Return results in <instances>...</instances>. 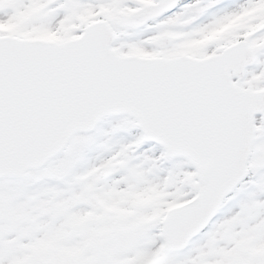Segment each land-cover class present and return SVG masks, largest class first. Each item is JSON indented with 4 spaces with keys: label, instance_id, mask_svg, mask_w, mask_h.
Masks as SVG:
<instances>
[{
    "label": "snow or ice",
    "instance_id": "obj_1",
    "mask_svg": "<svg viewBox=\"0 0 264 264\" xmlns=\"http://www.w3.org/2000/svg\"><path fill=\"white\" fill-rule=\"evenodd\" d=\"M0 264H264V0H0Z\"/></svg>",
    "mask_w": 264,
    "mask_h": 264
}]
</instances>
